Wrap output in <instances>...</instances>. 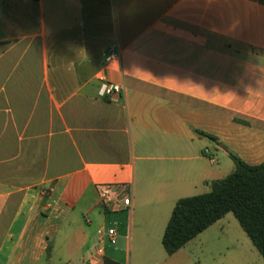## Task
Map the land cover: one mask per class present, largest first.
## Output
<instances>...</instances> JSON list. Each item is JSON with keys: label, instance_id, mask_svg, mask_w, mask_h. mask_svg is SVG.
I'll return each instance as SVG.
<instances>
[{"label": "crops", "instance_id": "obj_1", "mask_svg": "<svg viewBox=\"0 0 264 264\" xmlns=\"http://www.w3.org/2000/svg\"><path fill=\"white\" fill-rule=\"evenodd\" d=\"M233 156L264 163V0H0V264H132L135 210L165 233ZM107 185L133 188L132 212ZM212 227L136 264H226Z\"/></svg>", "mask_w": 264, "mask_h": 264}, {"label": "trees", "instance_id": "obj_2", "mask_svg": "<svg viewBox=\"0 0 264 264\" xmlns=\"http://www.w3.org/2000/svg\"><path fill=\"white\" fill-rule=\"evenodd\" d=\"M232 158L235 171L212 181L209 193L177 202L163 236L169 255L232 213L264 258V163L249 165L235 156ZM105 264L121 263L106 259Z\"/></svg>", "mask_w": 264, "mask_h": 264}, {"label": "rangeland", "instance_id": "obj_3", "mask_svg": "<svg viewBox=\"0 0 264 264\" xmlns=\"http://www.w3.org/2000/svg\"><path fill=\"white\" fill-rule=\"evenodd\" d=\"M132 219H134V229L131 230V219L128 218L127 222L124 223V230L126 231L129 239L133 237V254H132V264H136L138 261V251L139 248L144 246L149 247H161L165 249L163 245V236H164V229L163 219L160 218L158 215L153 216V220L145 221L143 219V214L140 209H136L135 213L133 214ZM167 224V223H166ZM143 230L152 231V235L144 238L141 235ZM209 234L210 239L207 241L208 245L211 247H228L231 250L225 255L226 259L224 260L226 264H231L236 254L233 253L238 251L240 248L244 249H251L253 253H258L261 261L264 263V258L261 256L257 248L254 246L253 242L247 236L245 231L243 230L242 226L236 219V217L230 213L228 214L224 220H222L219 224L212 227L210 230L207 231ZM221 236V241H219L218 237ZM199 241L195 242L194 245L198 244ZM201 245V244H200ZM250 251V250H248ZM114 256V254H113Z\"/></svg>", "mask_w": 264, "mask_h": 264}, {"label": "built area", "instance_id": "obj_4", "mask_svg": "<svg viewBox=\"0 0 264 264\" xmlns=\"http://www.w3.org/2000/svg\"><path fill=\"white\" fill-rule=\"evenodd\" d=\"M116 54H111L107 58V62L110 63L112 60L116 59ZM122 86L118 84L109 83L104 81L101 85L99 94L104 98H112L115 94L120 93ZM206 157L210 159L212 163L216 162L215 157L212 156L211 151L206 149L204 151ZM101 194L104 204H109L110 202L116 203L120 208L133 211V188L128 185H107L102 187ZM108 236L110 242L115 245L117 242V232L114 229L108 231ZM99 254L103 256V251L99 250Z\"/></svg>", "mask_w": 264, "mask_h": 264}]
</instances>
